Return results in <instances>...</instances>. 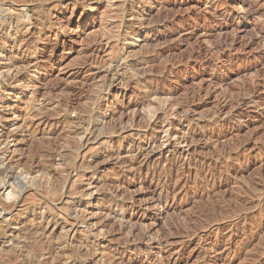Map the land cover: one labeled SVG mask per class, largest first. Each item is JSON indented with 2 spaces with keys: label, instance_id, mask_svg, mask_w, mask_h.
Listing matches in <instances>:
<instances>
[{
  "label": "rangeland",
  "instance_id": "1",
  "mask_svg": "<svg viewBox=\"0 0 264 264\" xmlns=\"http://www.w3.org/2000/svg\"><path fill=\"white\" fill-rule=\"evenodd\" d=\"M37 1L0 0V39L37 17ZM120 1L53 7L48 17L58 25L33 32L35 40L41 33L58 43L45 68L19 69L21 85L30 79L31 90H41L23 97L40 113L34 120L48 116L50 126L26 129L24 116L0 124L19 171L0 173V188L10 184L14 192L9 202L0 196V264H264V0H135L138 18L130 2L122 11L131 16L116 14ZM240 8L248 15H235ZM143 16L152 29L138 37L121 31L116 42L117 25L136 26ZM170 33L177 41L167 44ZM220 45L211 65L189 58ZM114 73L130 78L128 91L108 87ZM8 88L0 81V93ZM121 104H137L138 112H112ZM33 149L48 156L58 150L54 165L44 167L54 177L29 174Z\"/></svg>",
  "mask_w": 264,
  "mask_h": 264
},
{
  "label": "bare ground",
  "instance_id": "2",
  "mask_svg": "<svg viewBox=\"0 0 264 264\" xmlns=\"http://www.w3.org/2000/svg\"><path fill=\"white\" fill-rule=\"evenodd\" d=\"M34 1V0H33ZM77 1L78 0H38L37 1V3H38V5H40V9L38 10V14H37V17H35V18H33V20H31V21H28L29 23H25V24H23L20 28H18V29H16V30H14V31H12V30H10L8 33H7V35L6 36H3L2 37V39H0V41L1 40H4L5 38H6V44L5 45H1V42H0V81H2V82H4V83H6V85L9 87L8 88V90H2L3 92L2 93H0V109H2V111L0 110V121H1V123L0 124H5L6 126H8L9 124H11V123H14V120L15 119H17V118H20V117H22V116H24L25 117V120H24V118H23V123H24V121H25V126H26V129H29V130H31L32 129V127L33 126H36V127H38V129H39V127H42L43 128V126L45 127V125L46 126H48L49 125V118H47V117H44V118H41V119H39V120H37V121H35L34 120V118H35V116H36V114L34 115V110H35V108H34V106H33V108L31 107L30 109L28 108V106H30V102H31V99L36 95V94H38L41 90H36V91H32L31 90V83H32V81H30V79L29 80H27L26 82H24L22 85H21V81H22V79H21V74H20V68H21V66L24 68L25 66L26 67H31L33 70H37V69H42V68H45L46 66H47V64H49L50 62H51V60L55 57V53H54V50H55V48L57 47V45H58V43H57V41L55 40L56 38H55V36H57L56 34L54 35V38L55 39H46V38H44V37H42L40 34L41 33H38L39 35H38V38L35 40V38H34V36H33V32L38 28V30L39 31H42V30H45V29H50V30H53V26H57L58 25V22H56V21H54V23H53V21H50V19H49V14H50V12H51V8H58V7H64V8H67V6L68 5H74V4H76L77 3ZM85 1V3L87 4V5H89L90 3H93V2H100L101 0H84ZM127 2H130L129 4H131L132 6H136L137 7V5L139 4L137 1H135V0H121L120 2H119V4H118V11H117V13L116 14H118V15H120L121 16V18H123V17H128V16H131L132 15V12H128L126 15H125V12L123 13V11H122V8H123V6H124V4L125 3H127ZM172 4V3H171ZM170 4V6H167V13H169L170 11H173L174 10V7H173V5H171ZM24 5V4H23ZM54 5V6H53ZM149 5V4H148ZM52 6V7H51ZM66 6V7H65ZM37 8V7H36ZM136 9V11H135V15H136V17L138 18V17H140V16H142L143 14H142V11L140 12L139 10H138V7L137 8H135ZM240 9H242L243 10V8H240ZM241 10V11H242ZM226 11V10H225ZM224 11V12H225ZM238 11V12H237ZM6 12V11H5ZM34 12V11H33ZM61 14H62V10L61 11H59V13L58 14H56L55 15V19L56 18H58V19H60L61 17ZM239 14H242L243 16H247L248 15V12H247V9L245 8V10H243L241 13L239 12V10H236V13H235V15H239ZM251 14V13H250ZM29 15V14H28ZM33 15V14H32ZM54 15V14H53ZM83 14H81V16H82ZM35 16V15H34ZM144 17V16H143ZM249 18V17H248ZM80 19V18H79ZM81 20V19H80ZM151 20V19H150ZM24 21V20H23ZM225 21V19H222V21L221 22H224ZM3 22V21H2ZM11 22V21H10ZM68 22V21H67ZM159 22V21H158ZM163 23V22H162ZM4 24V23H3ZM152 24V23H151ZM154 24V23H153ZM152 24V25H153ZM7 25V24H6ZM20 25V24H19ZM127 25V24H126ZM181 26H183V25H181ZM201 26L202 25H199L197 28H201ZM152 26L150 25V23L149 22H145V17H144V21H142V23L141 24H138V25H136V26H123V25H117L116 27H115V39L116 38H118L119 37V35H120V32L122 31V32H124L125 33V35L126 34H135L137 37L141 34V32L142 31H147V29H149V28H151ZM156 27V26H155ZM154 27V28H155ZM63 28V27H62ZM59 29V28H58ZM152 29V28H151ZM150 29V30H151ZM167 29H169V27H168V25H167ZM8 30V29H7ZM60 30V29H59ZM58 30V31H59ZM62 30V29H61ZM121 32V33H122ZM44 34V33H43ZM157 36V35H156ZM113 37V38H114ZM126 37V36H125ZM165 37V36H164ZM134 38V37H133ZM136 38V37H135ZM143 38V37H142ZM152 38V37H151ZM155 38V37H154ZM176 38H177V35H176V33H170V34H167V44H169L170 42H172V41H175L176 40ZM138 39V38H137ZM179 39V38H178ZM141 40V39H140ZM157 40H158V38H157ZM177 41V40H176ZM115 42V41H114ZM116 42H117V39H116ZM124 42V41H123ZM126 42H127V40H126ZM34 44L36 45V46H34ZM107 45H108V43H106ZM97 45V44H96ZM221 45H222V43H221ZM221 45L220 46H217V47H215V48H217V49H215V51L214 52H211L210 54H206V57H204L203 55V57L204 58H202V59H200L199 58V55H198V57L197 56H195V54L194 53H196V52H192L191 54H190V60H193V61H195V62H200L201 64H209V65H211V63L214 61V59H215V57L220 53V49L222 48L221 47ZM34 46V47H33ZM109 46V45H108ZM138 46V45H137ZM6 48H8L7 50H6ZM54 49V50H53ZM214 49V48H213ZM212 49V50H213ZM199 50V49H198ZM6 52H8V53H6ZM34 53V55L32 56V58H27V55H29L30 53ZM207 52H209V51H207ZM206 52V53H207ZM4 53H6L5 55H4ZM17 54V53H19V54H21L22 55V57H20V58H16L15 59V57H14V54ZM128 54V53H127ZM162 54V53H161ZM196 54H198V53H196ZM161 56V55H160ZM118 60H120L121 59V57H122V55L121 54H119L118 56ZM158 57V56H157ZM187 57V56H186ZM126 58V57H125ZM175 58V57H174ZM123 59H124V57H123ZM177 59V58H176ZM121 61H122V59H121ZM137 61H139V60H137ZM149 61V60H148ZM168 61H170V62H172V60H167V62ZM181 61V59L180 60H178V62H180ZM140 63H142L143 65H144V63H146V60H145V58L144 59H142V60H140L139 61ZM150 63V62H149ZM184 63V62H183ZM142 64H141V68L143 67L142 66ZM187 64V63H186ZM111 65V64H110ZM130 65V64H129ZM132 66V65H131ZM213 66V65H212ZM25 67V68H26ZM111 67H115L116 69H115V72L118 70V68L120 67V65L119 64H117V65H115V66H110V67H107V68H110V72H112L113 71V69H111ZM122 67H123V64H122ZM145 67V66H144ZM124 68H126V67H124ZM133 69H134V67H132ZM140 68V67H139ZM138 67L136 68V70L135 71H137V72H139L137 69H139ZM29 69V68H28ZM133 69H130V70H132L131 71V73H130V76H134L135 75V73L136 72H134V70ZM30 70V69H29ZM105 70V69H104ZM102 71V73L103 72H105L106 73V75H109V71ZM126 70H127V68H126ZM126 70H124L123 69V71H124V73H125V71ZM22 71V70H21ZM38 71V70H37ZM101 71V70H100ZM151 71V70H150ZM118 72V71H117ZM121 71H119V73H120ZM143 72V71H142ZM157 72V71H156ZM104 73V74H105ZM146 73V72H145ZM158 73V72H157ZM156 73V74H157ZM37 74V73H36ZM139 74V73H138ZM140 74L142 75H144V73H141L140 72ZM117 75V73H114L113 75H111L110 76V78H108L109 79V85H108V87H111V85L113 86V89L116 91V92H119L120 90H129L128 88H130V82H129V79L127 80V78H125V76L123 77V76H116ZM121 75V74H120ZM124 75V74H123ZM146 75V74H145ZM144 75V76H145ZM152 75V74H151ZM160 75V74H159ZM157 76V75H156ZM103 77V76H102ZM105 77H109V76H105ZM104 77V78H105ZM159 77V76H158ZM43 78V77H42ZM45 78V77H44ZM41 80V79H40ZM45 80V79H44ZM145 80V79H144ZM131 81V80H130ZM42 83V82H41ZM107 84V83H106ZM100 85H103L102 83L100 84ZM42 86V85H41ZM55 86V85H54ZM5 86H3V88H4ZM58 87V86H57ZM98 87H99V85H98ZM100 87H102V86H100ZM107 87V86H106ZM145 87V86H144ZM149 87V86H148ZM147 87V88H148ZM2 88V89H3ZM6 88V87H5ZM61 88V87H60ZM146 88V89H147ZM30 89V90H29ZM38 89V88H37ZM96 89H97V87H96ZM100 89V88H99ZM110 89V88H109ZM109 89H105V90H107V95H109L110 93H111V91L109 90ZM150 89V88H149ZM29 90V91H28ZM56 90H58V88L56 89ZM102 90V89H101ZM105 90H103V91H105ZM151 90V89H150ZM149 90V91H150ZM28 92V94H30V96H31V99H23V97H24V93L25 92ZM63 91H64V87H63ZM78 91V90H77ZM82 91V90H81ZM84 91V90H83ZM133 91V90H132ZM151 91H153V90H151ZM150 91V92H151ZM155 91H157L156 89H155ZM162 91V90H161ZM44 92H45V90H44ZM69 92V91H68ZM96 92V91H95ZM95 92H93V93H95ZM100 91H98V93H99ZM125 92V91H124ZM47 93V92H46ZM71 95H72V98L74 99H76V98H79V94H77V93H75V91H71V92H69ZM97 92L95 93V94H98ZM164 93V92H163ZM166 93V92H165ZM80 94H81V92H80ZM145 94V93H144ZM82 95V94H81ZM87 95V94H86ZM85 95V96H86ZM100 95H101V93H100ZM146 95V94H145ZM153 95L155 96L156 95V93L155 92H153ZM90 96V95H89ZM113 96V95H112ZM151 96H152V94H151ZM150 96V97H151ZM158 96H159V94H158ZM161 96V95H160ZM169 96V95H168ZM66 97H68V96H66ZM81 97V96H80ZM147 97V96H146ZM149 97V96H148ZM149 97V98H150ZM153 97V96H152ZM164 97V96H163ZM9 98H12V99H9ZM91 98H92V96H91ZM123 98V97H122ZM156 98H157V96H156ZM162 98V97H161ZM165 98H167V96H165ZM170 98V97H169ZM35 99V98H34ZM68 99V98H67ZM74 99V100H75ZM87 99V98H86ZM116 99V98H115ZM114 99V100H115ZM118 99V98H117ZM152 99H154V98H152ZM159 99V98H158ZM164 99V98H163ZM84 100V99H83ZM91 100H93V99H91ZM121 100V99H120ZM119 100V101H120ZM11 101V102H10ZM68 101V100H67ZM73 101V100H72ZM72 101H70L69 103H71ZM87 101H89L90 102V100H87ZM160 101H162L161 99H160ZM250 101H251V99H250ZM10 102V103H9ZM61 102V101H60ZM66 101H64L63 102V104L65 103ZM117 102V101H116ZM148 102H149V100H148ZM154 102H157L156 100H154ZM159 102V101H158ZM12 103H17V104H19L20 103V105H18L17 106V104H16V106H14L13 108H11L10 109V107L12 106H9V104H12ZM32 103V102H31ZM67 103V102H66ZM68 103V104H69ZM122 103V102H121ZM136 103V102H135ZM161 103V102H160ZM5 104H6V106H5ZM8 104V105H7ZM92 104V103H91ZM111 104H113V103H110V104H104L103 106H101V107H99V110H105V109H107V108H110L109 106H112ZM163 104H165V103H163ZM169 104V103H168ZM32 105V104H31ZM55 105V104H54ZM67 105V104H66ZM70 105H72V103L70 104ZM74 105V104H73ZM72 105V106H73ZM26 106V107H25ZM64 106V105H63ZM62 106V107H63ZM91 106V105H90ZM89 106V107H90ZM92 106H93V104H92ZM114 106V105H113ZM112 106V107H113ZM149 106H150V102H149ZM154 106V105H153ZM151 107L152 109L154 108V107ZM165 106V105H164ZM170 106V105H169ZM168 106V107H169ZM70 107V106H69ZM23 108V111H25L23 114H17V112L15 111V110H20V109H22ZM57 108V107H56ZM132 108V110L133 111H135V113L136 112H138V111H136L138 108H139V106L137 105V104H133V105H131V104H121L117 109H115V111H112V112H114L115 114L116 113H121V115H123L124 117H127L128 118V116L131 114H129V110ZM143 108V107H142ZM142 108H141V110H142ZM167 108V107H166ZM171 108V107H170ZM183 108V107H182ZM38 109V108H37ZM58 109V108H57ZM61 109H64V107L63 108H61ZM152 109H150V111H152V113H154L153 112V110ZM39 110V109H38ZM38 110L36 111V112H38ZM55 110V109H54ZM60 109H58V111H59ZM66 110V109H65ZM108 110V109H107ZM149 110V109H148ZM155 110H157V108L155 109L154 108V111ZM53 111V110H52ZM63 111V110H62ZM70 111V110H69ZM140 111V110H139ZM144 111V110H143ZM147 111V110H146ZM35 112V113H36ZM55 112V111H54ZM88 112H90V110L88 111ZM132 112V111H131ZM145 112V111H144ZM163 112V111H162ZM178 112H180V111H178ZM105 113V112H104ZM134 113V114H135ZM156 113V112H155ZM44 114V113H43ZM56 114H57V112H56ZM114 114V115H115ZM149 114V113H148ZM165 114V113H164ZM38 115V114H37ZM39 115H40V113H39ZM38 115V116H39ZM118 115V114H117ZM120 115V116H121ZM150 115H151V113H150ZM155 115V114H154ZM152 116V118L153 117H155V116ZM38 116H36V117H38ZM50 116V115H49ZM96 116V115H95ZM143 116H145V115H143ZM143 116H141V117H143ZM149 116V115H148ZM147 116V117H148ZM51 117V116H50ZM136 117V116H135ZM91 118V117H90ZM116 118V117H115ZM126 118V119H127ZM138 118V117H137ZM145 118V117H144ZM119 119V118H118ZM133 119H135L134 117L133 118H131V125L133 126V124L135 125V123H133V122H135V121H133ZM149 120H152V119H150V118H148ZM163 119V118H162ZM20 120V119H19ZM85 121V120H84ZM104 120L102 119V116H99V117H97V122H98V124L99 125H103V123L105 122H103ZM126 121V120H125ZM138 121V120H137ZM181 121V120H180ZM187 121V120H186ZM86 122V121H85ZM129 122H126L127 124L129 123ZM147 122H148V120H147ZM150 122V121H149ZM139 123H140V121H139ZM152 123V122H151ZM52 124V123H51ZM82 124V123H81ZM124 124V123H123ZM140 124H142V123H140ZM144 124H145V121H144ZM149 123H147V127L149 126L148 125ZM84 125V124H83ZM87 125V124H86ZM114 125V124H113ZM122 125V124H121ZM130 125V124H129ZM143 125V124H142ZM11 126V125H10ZM23 126V125H22ZM50 126V125H49ZM115 126V125H114ZM9 127V126H8ZM20 127V126H19ZM35 127V128H36ZM52 127V126H51ZM84 127V126H83ZM93 127V126H92ZM98 127H100V126H98ZM98 127L96 128V129H98ZM106 127V126H105ZM111 127V126H110ZM109 127V128H110ZM127 127V126H126ZM138 127V126H137ZM140 127V126H139ZM142 127V126H141ZM144 127H145V125H144ZM143 127V128H144ZM13 128V127H12ZM95 128V127H94ZM101 128V127H100ZM103 128V127H102ZM114 128V127H113ZM117 128H119V127H117ZM129 128H131V126L129 127ZM129 128H127V129H129ZM169 128V127H168ZM34 129V128H33ZM44 129H46V128H44ZM86 129V128H85ZM123 130L125 129L124 127L122 128ZM132 129V128H131ZM134 129V128H133ZM135 129H138V128H136L135 127ZM134 129V130H135ZM147 129V128H146ZM145 129V130H146ZM13 130V129H12ZM37 130V129H36ZM33 131L34 133L32 134V136L34 137H32L34 140H36L37 142L38 141H42V138H38L37 137V134H35L37 131ZM48 130V129H47ZM91 130H92V128H91ZM99 130V129H98ZM102 130V129H101ZM100 130V131H101ZM134 130H133V132H134ZM139 130V129H138ZM14 131H16V130H14ZM49 131V130H48ZM84 131V130H83ZM120 131V130H119ZM166 131V130H165ZM31 132V131H30ZM44 132V131H43ZM42 132V133H43ZM86 132V131H85ZM97 132V131H96ZM8 133V132H7ZM79 133V132H78ZM88 133V132H87ZM99 133V131L97 132V134ZM119 133V132H118ZM9 134V133H8ZM35 134V135H34ZM83 134H85V133H83ZM97 134H96V136H97ZM107 134V133H106ZM128 134V133H127ZM168 134V133H167ZM88 135V134H87ZM41 136H42V134H41ZM40 136V137H41ZM81 136H83V135H81ZM80 136V137H81ZM89 136V135H88ZM87 136V137H88ZM107 136V135H106ZM105 136V137H106ZM118 136V135H117ZM13 137V136H12ZM86 137V138H87ZM95 137V136H94ZM170 137V136H169ZM169 137H167V140H169ZM2 138V136L0 137V153H1V156H0V173H3V172H10L11 170H14V169H17L18 168V163H13V162H11L12 160H14V158L12 159L11 158V154L13 153V151L11 150V148H10V142L7 140L6 142H4L3 143V138ZM81 138H83V137H81ZM92 138V137H91ZM96 138L97 137H95V140H96ZM33 140V141H34ZM76 140V139H75ZM93 140V139H92ZM101 140H103V139H101ZM109 140V139H108ZM166 140V141H167ZM40 141V142H41ZM78 141H80V138H79V140ZM94 141V140H93ZM99 141V140H98ZM97 141V142H98ZM88 142V141H87ZM96 142V141H95ZM168 142V141H167ZM39 143V142H38ZM44 143V142H43ZM79 143V142H78ZM89 143V142H88ZM82 144V143H81ZM42 146V145H41ZM72 146V145H71ZM42 147H40V149H41ZM44 148V147H43ZM153 148V147H152ZM38 149V148H37ZM53 149V148H52ZM72 149V148H71ZM154 149V148H153ZM39 150V149H38ZM37 150V151H38ZM63 150V149H62ZM74 150V149H73ZM76 150V149H75ZM138 150H141V149H136V150H133L132 152H134V151H138ZM33 151H34V149H33ZM51 151V150H50ZM58 151V150H57ZM57 151H54V152H56V153H54L53 151V153L54 154H57ZM142 151V150H141ZM140 151V152H141ZM61 152V151H60ZM76 152V151H75ZM130 152V151H129ZM128 152V153H129ZM30 155H29V152H28V159L27 160H29L30 161V167H29V170L28 171H30L29 172V174L31 173V174H38V173H40L41 175H48V178H46V177H43V178H46L47 180L49 179V178H51L53 175H54V172H48V171H44V167H45V165H49V164H53V163H55V161H54V154L52 153V155H50V156H48V155H43L42 153H39V151L38 152H31L30 151ZM44 153V152H43ZM77 153V152H76ZM46 154H48V153H46ZM59 154V153H58ZM99 154V153H98ZM79 155V154H78ZM57 156V155H56ZM27 157V156H26ZM26 157H25V159H26ZM58 157V156H57ZM103 157V156H102ZM101 157V158H102ZM105 158V157H104ZM61 159H62V157H61ZM101 160V159H100ZM105 160V159H104ZM24 161V160H23ZM68 162V161H67ZM91 162V165L92 164H95L94 166H97V165H99L100 164V161H98V160H95L94 162L93 161H90ZM133 162V161H132ZM47 163V164H46ZM57 163V162H56ZM51 164V165H52ZM27 165V164H26ZM54 165V164H53ZM62 165V164H61ZM28 166H29V163H28ZM59 166V165H58ZM93 166V165H92ZM49 167H51L50 165H49ZM20 168V167H19ZM91 168V167H90ZM89 168V169H90ZM46 169V168H45ZM47 170V169H46ZM22 171V170H21ZM25 171L27 172V169H25ZM14 172H16L15 170H14ZM17 172H19L18 170H17ZM16 172V173H17ZM23 172V171H22ZM91 172V171H90ZM15 174V173H14ZM18 174V173H17ZM1 175V174H0ZM26 176H28V175H26ZM12 175H11V173H10V176L7 178V179H9L10 178V180L12 179ZM24 177V176H23ZM29 177H30V175H29ZM42 177V176H41ZM54 177V176H53ZM15 178V177H14ZM14 178L12 179V180H14ZM28 178V177H27ZM38 178H40V177H38ZM43 178H42V180H43ZM6 179V178H5ZM17 179V178H16ZM30 179V178H29ZM41 179V178H40ZM46 179H44V180H46ZM2 180V179H1ZM0 180V181H1ZM3 180H4V177H3ZM24 180H26V179H24ZM41 180V181H42ZM52 180V179H51ZM50 180V181H51ZM28 181V180H27ZM34 181V180H33ZM49 181V182H50ZM64 181V180H63ZM4 182H6V181H4ZM17 182V181H16ZM37 182V181H36ZM39 183H40V180H39ZM47 183V182H46ZM44 184V183H43ZM40 185V184H39ZM89 185H91V184H89ZM88 185V186H89ZM81 189V188H80ZM84 189V188H83ZM82 189V190H83ZM86 189H87V187H86ZM89 189V188H88ZM76 191V190H75ZM13 188H12V186L9 184V185H7V184H4L1 188H0V196H2V197H5L6 198V202H9L8 200H13L14 199V196H13ZM18 193V192H17ZM85 194V193H84ZM92 195V193H90V194H88V196H91ZM115 197V196H114ZM116 197H118V196H116ZM54 198V197H53ZM58 199V198H57ZM16 201H18V200H16ZM14 203V202H13ZM5 204H7V203H5ZM10 204V203H9ZM14 206V205H13ZM12 206V207H13ZM11 208V207H10ZM9 210V209H8ZM73 211V210H72ZM76 211V210H75ZM74 211V212H75ZM77 212H80V213H82V210H78ZM74 216H75V213H74ZM83 216H84V214H83ZM43 217V216H42ZM73 217V216H72ZM15 220V219H14ZM76 221V220H75ZM4 223V222H3ZM78 223V222H77ZM80 223V222H79ZM32 224V223H31ZM11 225V224H10ZM8 227V226H7ZM26 227V226H25ZM48 227V226H47ZM76 228V227H75ZM4 229V228H3ZM6 229V228H5ZM13 229V228H12ZM27 229V228H26ZM47 229V228H46ZM69 229V228H68ZM67 229V230H68ZM72 230V229H71ZM76 230V229H75ZM131 230V229H130ZM14 231V230H13ZM20 231V230H19ZM21 232V231H20ZM62 232H63V230H62ZM97 232H101V231H97ZM2 233V232H1ZM1 233H0V235H1ZM4 233V232H3ZM18 233V232H17ZM25 233V232H24ZM65 233V232H64ZM40 234V233H39ZM44 234V233H43ZM11 235V234H10ZM73 235V234H72ZM7 236V235H6ZM50 236V235H49ZM2 237H4V236H2ZM42 237V236H41ZM46 237V236H45ZM47 237H48V235H47ZM46 237V238H47ZM135 237V236H134ZM49 238V237H48ZM4 239V238H3ZM47 240V239H46ZM52 240V239H51ZM8 241V240H7ZM44 241V240H43ZM3 242V241H2ZM45 242V241H44ZM55 242V241H54ZM47 244V243H46ZM39 245V244H38ZM54 245V244H53ZM55 245H57V244H55ZM47 246V245H46ZM65 246V245H64ZM6 247V246H5ZM57 247V246H56ZM11 249V248H10ZM47 249V248H46ZM31 250V249H30ZM9 251V250H8ZM7 251V252H8ZM15 251V250H14ZM56 251V250H55ZM47 252V251H46ZM10 253V252H9ZM39 253H40V251H39ZM20 254V253H19ZM9 255V254H8ZM49 255V254H48ZM1 256V255H0ZM6 256V255H5ZM49 256H51V255H49ZM19 257V256H18ZM52 257V256H51ZM112 259V258H111ZM52 260V259H51ZM18 261V260H17ZM11 262H12V260H11ZM45 262V261H44ZM104 262H102L101 260L100 261H95V262H92L91 261V263L90 264H103ZM13 264H15V263H13ZM65 264V263H64ZM109 264V263H108Z\"/></svg>",
  "mask_w": 264,
  "mask_h": 264
}]
</instances>
